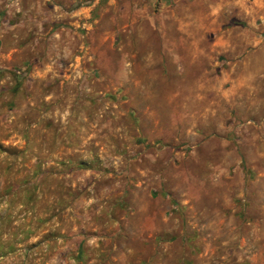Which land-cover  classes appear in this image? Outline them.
<instances>
[{"label":"rangeland","instance_id":"1","mask_svg":"<svg viewBox=\"0 0 264 264\" xmlns=\"http://www.w3.org/2000/svg\"><path fill=\"white\" fill-rule=\"evenodd\" d=\"M0 264H264V0H0Z\"/></svg>","mask_w":264,"mask_h":264}]
</instances>
